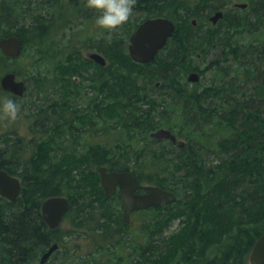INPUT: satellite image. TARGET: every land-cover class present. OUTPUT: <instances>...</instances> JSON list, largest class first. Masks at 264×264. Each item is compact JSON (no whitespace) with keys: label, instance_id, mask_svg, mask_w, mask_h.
I'll return each mask as SVG.
<instances>
[{"label":"trees","instance_id":"1","mask_svg":"<svg viewBox=\"0 0 264 264\" xmlns=\"http://www.w3.org/2000/svg\"><path fill=\"white\" fill-rule=\"evenodd\" d=\"M225 3L136 0L134 10L152 8L146 17L181 5L180 22L174 20L176 29L154 60L142 64L129 57L125 46L137 23H128L110 38L105 29L84 36L87 47L106 57L105 67L83 59L79 47L68 51L69 42L62 56L54 52L49 66L37 70V88L46 100L53 98L48 111L55 117L40 122L39 137L25 149L16 145L20 138L0 139V169L18 176L22 185L15 200L0 197V264H40L54 243L50 258L61 253L71 264L243 261L264 232V0H252L248 18H226L223 28L199 30V23L188 21ZM44 4L61 2L0 0V37L19 36L20 57L26 41L24 26L17 24H35ZM241 33H248L247 39L236 47L234 37ZM215 53L211 67L218 80L199 89L184 78L197 69L190 68L189 58ZM8 60L23 58L0 52V63ZM133 119L140 123L129 124ZM157 127L169 128L186 145L148 139ZM148 140L168 156L144 155L147 144L141 141ZM81 141L89 142L85 150L78 148ZM99 166L130 171L139 182L172 190L176 198L133 212L141 217L134 229L123 220L119 194L105 196ZM53 195L69 198L63 220L76 230L48 228L40 205ZM176 220L177 231L166 234ZM78 235L93 241L85 254Z\"/></svg>","mask_w":264,"mask_h":264},{"label":"rangeland","instance_id":"2","mask_svg":"<svg viewBox=\"0 0 264 264\" xmlns=\"http://www.w3.org/2000/svg\"><path fill=\"white\" fill-rule=\"evenodd\" d=\"M180 1L181 4L192 5L197 0ZM242 1L247 2L249 0ZM36 4L37 3H34L33 5L36 6ZM250 5L251 7L249 11L245 13H239L240 11L238 12L239 14H241L239 15L240 17H238L239 19H241L242 16L248 18L252 9V3H250ZM180 6L181 5H176L173 8L169 7L166 9V12L162 15L165 17H169L173 21H178L179 24L180 9L178 10V8H180ZM41 9L42 10L39 11L38 14L40 15V17H38V21L32 26L29 25L30 22L23 23L22 21H19L17 24V26H24L23 38L26 41V49L23 55L19 57L23 58V61L17 63L16 61L8 60L6 64L0 63V78L5 72L12 71L18 65L17 68L19 69L16 72L17 78L23 80L26 86L25 93L21 97H13L12 94L5 92L0 86V97L9 96L17 100L21 104L20 113L15 121L0 118V139L15 137V139L17 140V138H20L19 143H16L17 147H19V150L25 149L27 148V146L32 145V142H34V138L39 137L40 132L38 127L41 124L40 122H42L45 117L49 118L50 121L53 119V117H55V114H53L52 112L49 113L48 111V108H50V104H52L53 102V98L51 97V95H48V97L51 99L46 100L45 95L42 92H39L37 88L36 81H38V78L37 80L35 79L36 75L38 74L37 70H45L46 65L49 66V59L54 58V52L57 53V56H62V54L65 52V47L68 46L69 42L71 45L67 48L68 51H72L74 50L73 48L77 49L79 47V51L82 56H86L87 49L86 43L84 41V36L94 31H98L99 33H101L103 29L95 24V19L93 18V13H95V9L89 8L87 4L74 5L72 2L63 1V3L61 4H44L43 6H41ZM144 12L134 10L130 20L125 24H138V22L144 17ZM228 15V18H231V14ZM196 17L199 21V30L206 29V27L208 26L213 27L207 15L203 17ZM192 19L193 18H189L188 21H191ZM224 26L226 25H219L218 27L223 28ZM80 31L82 32L79 33ZM247 34L248 33H241L237 35L236 38L234 37V40L237 39V41L235 40L236 47L242 43V40L247 39ZM125 47H127V45ZM217 57L218 56L216 55V53L205 55L198 54L197 57L193 55L191 58L188 59L189 66H191L190 68L196 67L197 69L195 70H200L201 77L197 82V87L199 89L204 86L210 85L216 79L218 80V77H216L215 75V71L211 67L212 62L216 61ZM35 60H37V62H33ZM87 66L90 67V64ZM233 68H235L234 65ZM190 71L191 70H189L187 74H189ZM186 75L184 76V78H187ZM225 80L227 79L225 78ZM158 85L159 83L157 84V86ZM189 87H191V84L189 85ZM81 103H85V101ZM139 106H141L142 109L146 108V106L142 107L140 103ZM137 122H139V120L133 119L132 121H130L129 124ZM133 127L135 128V130L138 128L136 125H134ZM83 136L86 137L88 136V134L83 133ZM140 136L141 134L139 135V137ZM88 143L86 141H81L80 145H78V148L81 149L84 146L83 150H85V147H87ZM141 143L147 144V149L145 152H143L144 155L152 154L154 151L156 153L165 152L162 146H160L156 142L148 140V142L141 141ZM162 155L168 156L167 152ZM140 224L141 217L135 214L132 215L131 226L134 229H137ZM178 226L179 221H174L169 227L168 231H166V234L172 231H177ZM59 228L61 230V233L76 230L74 226H72L68 221L65 220L62 221ZM76 242L81 246L82 251L80 252L82 254H85V251L88 250V248L93 244L91 238L85 239L83 236L80 235H78V239L76 240ZM249 252L246 253L243 261L238 264H250ZM61 256L64 257L63 254L61 255V253L52 256L46 264H71L69 261L64 260V258H62Z\"/></svg>","mask_w":264,"mask_h":264},{"label":"water","instance_id":"3","mask_svg":"<svg viewBox=\"0 0 264 264\" xmlns=\"http://www.w3.org/2000/svg\"><path fill=\"white\" fill-rule=\"evenodd\" d=\"M245 7L246 4H239ZM222 11H217L209 19L212 23L222 18ZM195 24V21H192ZM175 30L174 22L166 17H150L140 23L128 39V53L133 61L148 63L157 52L166 44L167 39ZM0 51L11 58H17L21 52V39L15 34L0 38ZM94 62L104 66L106 60L98 52L88 54ZM199 73L192 71L188 74L189 82H198ZM0 85L5 91L21 96L25 90L23 80H17L14 72H6L0 78ZM147 136L157 141L168 140L175 147H184L186 142L179 140L168 128L157 127L148 131ZM100 184L106 197H112L118 190L123 203L122 215L125 222H129L130 214L134 210L146 209L152 206H162L172 203L176 196L173 191L159 185H142L128 171H107L104 166L98 169ZM21 189L18 177L0 169V196L9 201L15 200ZM145 189L138 194L136 190ZM69 198L62 195H53L45 198L40 205V212L49 229H57L69 209ZM57 243L52 244L40 257V264H45L50 255L57 249ZM250 264H264V232L255 241L249 252Z\"/></svg>","mask_w":264,"mask_h":264},{"label":"clouds","instance_id":"4","mask_svg":"<svg viewBox=\"0 0 264 264\" xmlns=\"http://www.w3.org/2000/svg\"><path fill=\"white\" fill-rule=\"evenodd\" d=\"M136 0H87V6L99 10L95 24L111 33L128 22L133 15ZM21 104L9 97H0V118L15 121Z\"/></svg>","mask_w":264,"mask_h":264},{"label":"flooded vegetation","instance_id":"5","mask_svg":"<svg viewBox=\"0 0 264 264\" xmlns=\"http://www.w3.org/2000/svg\"><path fill=\"white\" fill-rule=\"evenodd\" d=\"M63 1H68V2H72L74 5H77V4H82V5H86L87 4V0H60V2L61 3H63ZM250 3H252V1L251 0H249V1H242V0H226V3L225 4H223L220 8H218V9H212V10H205L204 11V15H207L208 16V19L211 17V16H213L214 14H215V12H217V11H222V13H223V16H222V18H220V19H218L217 21H216V23H212L211 21H210V19H209V21L211 22V24L213 25V27H211V29H217L216 28V26H218V25H220V26H222V25H225L224 24V20L226 19V18H228L229 17V15L228 14H231L230 16L231 17H235V16H239V15H241V14H239V13H245V12H247V11H249L250 10V7H251V5H250ZM195 4V3H194ZM194 4H192V5H194ZM239 4H246V6L245 7H241V6H239ZM149 9H152V8H145V9H139L140 11H145L144 12V19H147V18H149V17H146V14H147V11L146 10H149ZM139 10H137V11H139ZM236 10H238V11H236ZM232 11V12H231ZM240 11V12H239ZM230 12V13H229ZM239 12V13H238ZM94 14V19H96V17L100 14V12L98 11V10H96L95 9V13H93ZM158 16H162V15H158ZM146 17V18H145ZM151 17H155V16H151ZM90 18V17H89ZM193 20H196V22H195V24L197 25L198 24V20H197V17H194L193 18ZM221 23V24H220ZM196 25H193V26H196ZM208 27H210V26H208ZM208 27H206V29L208 28ZM95 32V34H99V32L98 31H94ZM86 49H87V54H86V56H82L83 57V59H86V60H89V61H91L93 64H97V65H100V64H98V63H96V62H94L92 59H90L89 57H88V54L89 53H92V52H98L97 51V49L96 48H94V47H90L89 46V44H88V47L86 46ZM82 55V54H81ZM101 67H103L102 65H100ZM106 66V65H105ZM104 66V67H105ZM193 71H195V72H197V73H199L200 74V77H201V73H200V70L198 71V70H193ZM197 83V82H196ZM156 86H157V84H156ZM113 169H109V168H107V171H112ZM114 171H120V170H114ZM139 191V190H138ZM137 191V193H140V192H138ZM141 191V190H140Z\"/></svg>","mask_w":264,"mask_h":264}]
</instances>
